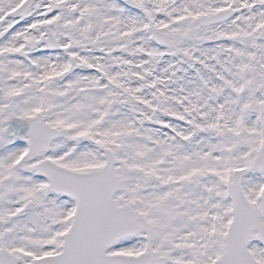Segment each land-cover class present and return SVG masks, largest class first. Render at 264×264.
<instances>
[{
    "label": "snow or ice",
    "instance_id": "6c2138e0",
    "mask_svg": "<svg viewBox=\"0 0 264 264\" xmlns=\"http://www.w3.org/2000/svg\"><path fill=\"white\" fill-rule=\"evenodd\" d=\"M0 264H264V0H0Z\"/></svg>",
    "mask_w": 264,
    "mask_h": 264
}]
</instances>
